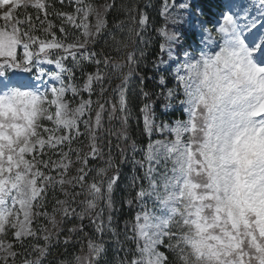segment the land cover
Masks as SVG:
<instances>
[{"label": "snow or ice", "instance_id": "6c2138e0", "mask_svg": "<svg viewBox=\"0 0 264 264\" xmlns=\"http://www.w3.org/2000/svg\"><path fill=\"white\" fill-rule=\"evenodd\" d=\"M75 2L79 6L71 14L50 13L53 5L47 0H0L2 264H44L60 247L63 251L48 264H101L105 243L94 237L105 232L116 238L126 257L132 253L121 264H264V0H228L214 34L203 29L204 47L198 53L182 51L178 33L159 30L163 42L153 67L164 74L157 95L165 108L174 103L182 107L184 116L159 124L155 101L145 91V81L152 78L144 75L147 15L139 13L137 30V9L126 7L128 19L110 27L106 16L114 3L95 8L85 0ZM21 7L33 8L35 20L31 14L21 18ZM168 9L164 0L161 15ZM93 14L94 26L89 23ZM49 15L66 19L80 36L66 43L67 29L61 24L63 38L58 37ZM101 39L102 47L94 50ZM69 57L74 66L95 65L82 87L72 83L74 71L65 66ZM42 63L54 64L58 71L45 72ZM63 73L68 83L61 79ZM44 76L56 83L44 84ZM116 79L119 83L113 84ZM85 92L88 99L81 95ZM77 96L81 99L73 107ZM133 96L142 101L143 132L164 137L149 140L146 148H138L129 133ZM81 137L87 143L73 148ZM113 149L119 164L131 161L134 171L143 170L131 177L135 196L126 202H137L139 210L126 223L123 241L112 227L113 194L121 178ZM141 151L142 159H136ZM93 161L100 163L90 166ZM57 190L65 199L56 198ZM41 218L51 228L34 227ZM85 219L91 233H85ZM80 233L87 236L86 244L73 240ZM126 242L135 244L134 252L124 247ZM75 244L87 253H70Z\"/></svg>", "mask_w": 264, "mask_h": 264}, {"label": "trees", "instance_id": "16d2710c", "mask_svg": "<svg viewBox=\"0 0 264 264\" xmlns=\"http://www.w3.org/2000/svg\"><path fill=\"white\" fill-rule=\"evenodd\" d=\"M179 0H168V4L173 2H178ZM222 0H193L192 6L193 8H197L202 16H205L207 18L218 15L222 10H224L222 6ZM47 2L53 7L49 8L48 11L50 13L54 12H74L75 11V2L73 0H63L61 3V0H47ZM86 3H92L93 5H106V4H115V7L111 8L108 11V14L106 16V19L108 20L109 26L114 22L120 21V20H127V12L125 10L126 7H132L137 9V12L134 13L137 17V30H139L138 26V19H139V13H144L148 17V23L147 26L143 29V37L146 41V47L144 45H141V47H145V51L147 52V56L145 58V63L147 64V70H145L144 75L146 77H152L150 79H147L145 81L147 87L145 88V91H148L151 94V99L155 101L153 104V110L155 111V118L156 123L159 124L161 121H167L170 122L175 119H181L184 118L183 116V109L177 104H173V106L165 108L163 107V104L165 103L164 98L162 96H158L157 93L161 91V87L158 84L159 76L161 74H164L162 72H157L154 69V65L158 64L159 58H160V43L163 42V37L160 35L159 30L165 29L166 27H169V22L166 19L164 15H161V11L163 9L164 0H85ZM14 14H16L14 12ZM19 14L21 15V18H23L24 15L31 14L33 19L35 20V17L37 13L35 10L31 7H28L27 9L21 7L19 9ZM41 18H43V14H40ZM48 19L53 22L55 25V28L53 29L58 37L63 38V34L60 33L59 28L61 24L64 25V27L67 29V36L68 39L65 41L66 43L72 42V40L80 36V31L76 30L72 24H69L65 20L58 19L55 15H49ZM2 22V21H0ZM79 22V21H77ZM46 26V25H45ZM129 25H125V28H127ZM37 27H39V23L37 22ZM36 35H40L41 38L42 34L38 31L35 33ZM184 39H186L185 42L191 37V33L188 32V30H184ZM103 45V39H101L96 45L94 50L99 51L100 48ZM91 48V45L89 46ZM114 55L115 59H120L119 56ZM72 67V66H71ZM95 65H90L87 62H82L80 66H74L73 65V71L75 75V80L72 82H75L76 85L79 87L84 83V76L91 71H94ZM155 72V76L153 77V73ZM167 79L169 81L168 87L174 86V77L171 73L167 75ZM119 83V80L116 79L113 81V84ZM136 81H133V86H135ZM99 85L96 86V90L98 92ZM111 94V93H109ZM82 97L84 99H88L87 93H82ZM67 98H70L72 100V96H67ZM93 100L97 99V96H92ZM132 102L129 105V108L132 112V118L129 121V133L132 139L136 141L138 148H146L147 144L149 143V140H153L155 136L149 137L146 133L143 132V121L142 117L140 116V113L138 111L139 106L141 105L142 101L137 97L133 96ZM94 115V112H93ZM110 125L107 122V116H105L104 120V127L108 128ZM115 127L118 128L119 124L116 123ZM81 131H84L83 128H81ZM107 139V137H105ZM81 142L84 144L87 143V140L85 137H81V140L77 143H74L72 145L73 148H77L81 146ZM113 143H116L115 138H113ZM65 151H67V148H65ZM107 148L104 147L105 154L107 153ZM113 156L115 158V163L119 165V170L121 173V178L118 186L114 190L113 199L115 201V209L116 211L113 212V222L112 227L117 230V232L120 235V240L123 241L124 239V231H125V225L126 223H129L132 221L133 217L135 216L136 212L139 210V205L137 202L133 201L131 205H129L126 201L129 199H132L135 196V190L132 189L130 186L131 177L133 175H142L143 170H133V165L131 161L119 164V157L115 153V149H113ZM143 152H139L136 156V159H142ZM75 159V156L72 157ZM106 158V157H105ZM44 159H47V157H44ZM53 159H58V157H53ZM98 161H93L92 165L95 166L99 164ZM78 167V165H77ZM74 173H70L72 175ZM60 190H57V199H65L64 196L59 194ZM83 197H81L82 199ZM48 211L51 212L52 206H53V200H52V192L49 190L48 192ZM149 206H151L149 202ZM107 217V212H105V218ZM57 219H59V216H57ZM71 223L69 222L65 224L63 227L66 229L67 227L71 226ZM77 225L79 224V221H75ZM40 224H44L47 227L51 228V225L47 224V221L43 218H41L36 224H34V227H38ZM85 227V233H91L92 228L88 225V220H84ZM129 235H131L130 231V225H129ZM67 235L65 232L61 235L60 239L63 241L64 236ZM96 241L104 242L106 251L104 253V256L101 260V264H121L124 260H130L132 259V253H129L128 256H125L124 251H121V244L116 242V238L111 236L110 233L105 232L103 237L101 238L99 235H95L94 237ZM76 239H83L85 244L87 241V236H85L83 233L75 234L73 236V240ZM41 243H43L41 241ZM167 243V241H166ZM125 248H131L133 252L135 251V244L126 242L124 244ZM81 245L75 244L74 247H69V252H77L79 254H86L87 249L84 248L83 253L80 251ZM19 250V249H16ZM160 251H165V248L163 245L159 246ZM63 248H57L53 249L52 255H50L44 262V264H48V261L52 260L57 253L62 252ZM169 255V259L171 260V254L167 253ZM32 259L35 258V256L30 257ZM17 264H20V261H17Z\"/></svg>", "mask_w": 264, "mask_h": 264}, {"label": "rangeland", "instance_id": "374dc122", "mask_svg": "<svg viewBox=\"0 0 264 264\" xmlns=\"http://www.w3.org/2000/svg\"><path fill=\"white\" fill-rule=\"evenodd\" d=\"M75 2V0H73ZM192 2L193 0H179L178 2H173L169 4V9L166 15H164L166 17V19L169 22V27H166L165 29L168 32H175L179 34L180 37V44L182 46V51H195V52H199L203 47L204 44L202 43V33H203V29L204 28H209L213 30V34H214V24L216 23V21L218 20V16L216 18H212L210 19L211 21H208L207 17H204L201 15V12L197 9V8H193L192 6ZM228 2V0H223V7L224 5ZM92 4V3H91ZM93 5V4H92ZM184 5L183 8H181L180 6ZM79 5L76 4L75 2V8L78 7ZM95 8H101L103 5H93ZM225 9V8H224ZM226 10V9H225ZM71 14H75V11L73 12H69ZM95 14H93L90 18H89V23L91 25H95ZM94 31V27L92 29ZM184 30H191L193 32L191 40L188 42H185L186 39H184ZM83 39V37L81 36V40ZM18 51L20 53L23 52L22 48H18ZM56 55H60L62 53L60 52H56ZM52 58H55L54 56ZM165 60H167V56L165 55L163 57ZM181 58H182V52H181ZM159 63V62H158ZM70 64L69 67L68 65ZM73 62L71 60V58L69 57L67 59V61H65V66L68 68H72L73 69ZM42 67H44L45 72H49V71H58V69L55 68L54 64H47V63H42L41 64ZM164 67V66H161ZM174 67V65L172 66ZM13 71H18V70H13ZM21 75H28V74H24L21 73ZM34 71L32 73V76L34 78ZM68 74L67 73H63L61 74V79H63L65 81V83H68ZM3 78H0V80H2ZM43 83L44 84H54L56 83L55 81L51 80V77H47L44 76L42 77ZM75 83V82H72ZM76 85V83H75ZM78 85V84H77ZM76 85V86H77ZM83 85V84H82ZM79 86V87H82ZM78 87V86H77ZM0 92H2V89H0ZM72 96L71 92H68L66 94L67 96ZM82 95V94H81ZM70 100V98H67ZM81 99L80 96H77L75 98V101L73 102V107L76 106V103L79 102V100ZM151 136H155L154 140L157 139H163L164 137L161 136L158 132H153V134ZM0 264H2V261H0ZM9 264H11V261H9Z\"/></svg>", "mask_w": 264, "mask_h": 264}]
</instances>
